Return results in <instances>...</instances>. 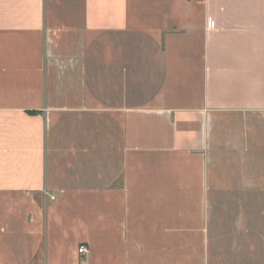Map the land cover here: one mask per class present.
I'll use <instances>...</instances> for the list:
<instances>
[{
  "label": "crops",
  "instance_id": "1",
  "mask_svg": "<svg viewBox=\"0 0 264 264\" xmlns=\"http://www.w3.org/2000/svg\"><path fill=\"white\" fill-rule=\"evenodd\" d=\"M0 264H264V0H0Z\"/></svg>",
  "mask_w": 264,
  "mask_h": 264
},
{
  "label": "built area",
  "instance_id": "2",
  "mask_svg": "<svg viewBox=\"0 0 264 264\" xmlns=\"http://www.w3.org/2000/svg\"><path fill=\"white\" fill-rule=\"evenodd\" d=\"M78 252H79V253H83V252H85L84 247H80V248L78 249Z\"/></svg>",
  "mask_w": 264,
  "mask_h": 264
}]
</instances>
